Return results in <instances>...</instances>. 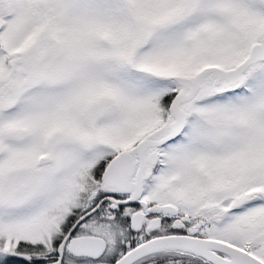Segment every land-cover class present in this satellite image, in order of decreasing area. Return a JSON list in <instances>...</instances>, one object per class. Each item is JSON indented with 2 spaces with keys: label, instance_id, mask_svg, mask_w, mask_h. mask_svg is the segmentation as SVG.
I'll return each mask as SVG.
<instances>
[{
  "label": "snow or ice",
  "instance_id": "1",
  "mask_svg": "<svg viewBox=\"0 0 264 264\" xmlns=\"http://www.w3.org/2000/svg\"><path fill=\"white\" fill-rule=\"evenodd\" d=\"M0 264H264V0H0Z\"/></svg>",
  "mask_w": 264,
  "mask_h": 264
}]
</instances>
